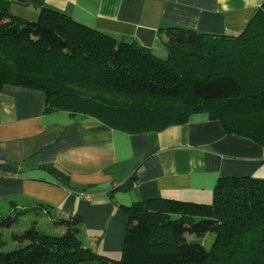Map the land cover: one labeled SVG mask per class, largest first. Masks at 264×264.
Here are the masks:
<instances>
[{"label":"trees","instance_id":"1","mask_svg":"<svg viewBox=\"0 0 264 264\" xmlns=\"http://www.w3.org/2000/svg\"><path fill=\"white\" fill-rule=\"evenodd\" d=\"M164 32L168 53L160 58L57 10L42 8L28 20L0 8V91L5 84L40 90L45 113H80L127 132L162 130L204 112L225 133L264 146V3L235 34ZM9 202L15 209L0 214V229L20 215L33 219L10 231L15 248L3 250L0 236L1 264H264L260 177L219 178L210 203L152 198L132 205L117 259L98 252L80 216Z\"/></svg>","mask_w":264,"mask_h":264},{"label":"crops","instance_id":"2","mask_svg":"<svg viewBox=\"0 0 264 264\" xmlns=\"http://www.w3.org/2000/svg\"><path fill=\"white\" fill-rule=\"evenodd\" d=\"M262 3L0 0V8L28 20L37 19L42 8L57 10L115 39L135 40L164 58V28L235 34ZM44 101L40 90L12 84L1 88L0 212L12 211L9 201L15 200L52 205L63 217L80 216L82 231L98 239V252L111 258L120 256L126 209L132 205L152 198L210 203L219 178H264V146L225 133L204 112L162 130L127 132L80 113H45Z\"/></svg>","mask_w":264,"mask_h":264},{"label":"rangeland","instance_id":"3","mask_svg":"<svg viewBox=\"0 0 264 264\" xmlns=\"http://www.w3.org/2000/svg\"><path fill=\"white\" fill-rule=\"evenodd\" d=\"M3 209H7V207L3 208ZM11 209H15V208H13L11 206ZM32 219H33L32 214L20 215L18 217V220L14 224L11 225L10 229H0L1 239L5 243L4 247H2L3 250H10L12 248H15L14 247L15 243L12 242V239H11V236H10V231L11 230H15V231H19L20 232V231L24 230L25 228H27L30 225V222H31ZM191 239H195V237L191 236ZM211 239H212V234H210L206 238H204L203 242L206 245H209V242L211 241Z\"/></svg>","mask_w":264,"mask_h":264}]
</instances>
